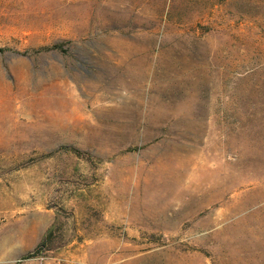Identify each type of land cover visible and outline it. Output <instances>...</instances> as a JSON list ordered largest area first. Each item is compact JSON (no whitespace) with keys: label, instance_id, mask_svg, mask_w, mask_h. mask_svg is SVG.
Returning a JSON list of instances; mask_svg holds the SVG:
<instances>
[{"label":"rangeland","instance_id":"374dc122","mask_svg":"<svg viewBox=\"0 0 264 264\" xmlns=\"http://www.w3.org/2000/svg\"><path fill=\"white\" fill-rule=\"evenodd\" d=\"M0 46V264H264V0H0Z\"/></svg>","mask_w":264,"mask_h":264},{"label":"trees","instance_id":"16d2710c","mask_svg":"<svg viewBox=\"0 0 264 264\" xmlns=\"http://www.w3.org/2000/svg\"><path fill=\"white\" fill-rule=\"evenodd\" d=\"M58 46H59V43H52L51 45H48V46H45V47L43 46V47H40V48H41V49H42V48H56V47H58ZM40 48H39V49H40ZM3 49H4V48L0 46V51L3 50Z\"/></svg>","mask_w":264,"mask_h":264},{"label":"bare ground","instance_id":"6f19581e","mask_svg":"<svg viewBox=\"0 0 264 264\" xmlns=\"http://www.w3.org/2000/svg\"><path fill=\"white\" fill-rule=\"evenodd\" d=\"M50 98V97H49ZM62 127V126H61Z\"/></svg>","mask_w":264,"mask_h":264}]
</instances>
